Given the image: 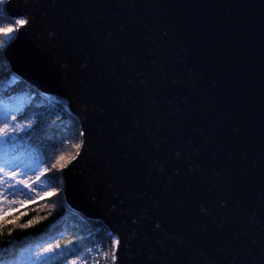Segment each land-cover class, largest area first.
I'll return each instance as SVG.
<instances>
[{
  "label": "water",
  "instance_id": "1",
  "mask_svg": "<svg viewBox=\"0 0 264 264\" xmlns=\"http://www.w3.org/2000/svg\"><path fill=\"white\" fill-rule=\"evenodd\" d=\"M13 73L82 129L69 208L116 264H264V0H8ZM159 225V227H157Z\"/></svg>",
  "mask_w": 264,
  "mask_h": 264
},
{
  "label": "trees",
  "instance_id": "2",
  "mask_svg": "<svg viewBox=\"0 0 264 264\" xmlns=\"http://www.w3.org/2000/svg\"><path fill=\"white\" fill-rule=\"evenodd\" d=\"M9 22V19H4L0 28L8 27ZM0 39H3V33H0ZM6 45L0 48V82L10 83L2 94L5 97L23 98L18 115L21 119L32 120L33 124L27 135L19 133L25 137L21 148L35 155L37 160L33 171L37 176L49 169L41 179L55 190V194L11 210L5 219H0V263L18 257L32 244L59 241L65 247L66 241L72 240L74 243L67 246L73 247L71 253L51 264H65L70 257L81 253L85 254L83 264H95L96 261L108 264V256L103 253H109L107 242L111 244L115 236L105 223L91 220L69 208L65 202L63 183H60L64 169L60 168V164L76 155L74 145L82 144L80 123L69 111L65 100L43 94L13 73L3 54ZM14 76L17 77L12 80ZM61 156L64 159H60ZM29 220L34 223L22 227ZM89 249L92 251L89 252Z\"/></svg>",
  "mask_w": 264,
  "mask_h": 264
},
{
  "label": "snow or ice",
  "instance_id": "3",
  "mask_svg": "<svg viewBox=\"0 0 264 264\" xmlns=\"http://www.w3.org/2000/svg\"><path fill=\"white\" fill-rule=\"evenodd\" d=\"M8 3V0H0V23L4 21V19H9V26L6 28H0V33H3V39H0V48H3L6 44H8L11 40L15 38V34H17L22 28H25L29 25L30 19L25 18H16L12 19L6 16L4 6ZM3 97H0L2 100ZM16 115L11 112L5 110L3 112V127H0V145L3 146V154L0 155V219H5V217L9 213L3 212L4 204H12V203H21L22 201H8L7 196L3 193L5 191L11 192L13 190L24 192L25 189H30L31 191H35V188L32 186L33 183L39 182L41 177L44 176L49 169H45L44 172H41L39 176L36 177V181L29 183L26 179H17L21 173L17 171L22 167H26L24 161L20 159V157L16 154L17 149L22 145L25 137H21L19 133L28 134V130L31 129L33 124L32 120H28L26 123H17ZM74 147L77 149L76 155L72 156L65 163L60 164V168L66 167L67 163H70L71 160H75L76 156L79 155V149L81 148V144H76ZM60 159H64L63 156ZM55 168V165H53ZM11 178L15 181V183H7V180ZM19 185H23V188H18ZM27 194V193H25ZM55 193H48V196L54 195ZM26 214V213H25ZM7 222V221H6ZM34 223L33 220H29L27 224L22 225V227H28ZM159 227V225H157ZM74 242L72 240H68L65 243V247L68 245H72ZM112 252H111V260L114 262L117 260L116 251L119 248L120 240L118 237H113L112 241ZM61 244L59 241H56L55 245L48 244L47 247L39 249L34 256L36 260H40L41 257L45 256L47 253H53L56 249L60 248ZM92 250L89 249V252ZM74 252V251H73ZM104 256H108L109 253H103ZM79 259V257H77ZM70 264H77V260L70 261ZM95 264H99V261H96Z\"/></svg>",
  "mask_w": 264,
  "mask_h": 264
},
{
  "label": "rangeland",
  "instance_id": "4",
  "mask_svg": "<svg viewBox=\"0 0 264 264\" xmlns=\"http://www.w3.org/2000/svg\"><path fill=\"white\" fill-rule=\"evenodd\" d=\"M3 54H4V50H3ZM16 77L17 76H14L11 79L15 80ZM9 83L10 82H0V97H3V99L0 100V127L4 126L3 112L5 110L16 115L17 123L23 124L28 121V119H21L18 115L19 110L23 106V98L3 96L2 91L6 89ZM2 154H3V146L0 145V155ZM16 154L20 157V159L24 161L25 165H27L26 167H22L17 170L21 173V175H19L17 179H26L29 183L36 181L37 174H35L33 171L35 160H37L35 159V155L30 152H27L25 149L21 148V146L17 149ZM7 183H15V181L9 178L7 180ZM60 183H63V179H60ZM32 186L35 188V191H31L30 189H25L24 192H19L15 190L11 192L5 191L3 194L7 196L8 201H22L23 204L21 203L4 204L3 212L7 213L10 212L11 210H16L17 208L31 201H35L36 199L42 197H50L47 195L48 193H52V192L55 193V190L51 189L48 183L42 179H40L39 182L33 183ZM18 188H23V185H19ZM55 243L56 241H47V242L32 244L28 246L26 249H24L19 254L18 257L7 262H1L0 264H51L60 258H64L67 254L71 253V251L73 250V247L61 246L60 248L56 249L53 253H47L45 254V256L41 257L40 260H36L34 253H36L41 248L47 247L48 244L55 245ZM77 257H79V259H77ZM84 257H85L84 253L70 257L68 260H66L65 264H70V261L72 260H77V264H83Z\"/></svg>",
  "mask_w": 264,
  "mask_h": 264
},
{
  "label": "built area",
  "instance_id": "5",
  "mask_svg": "<svg viewBox=\"0 0 264 264\" xmlns=\"http://www.w3.org/2000/svg\"><path fill=\"white\" fill-rule=\"evenodd\" d=\"M59 105H60L61 107H64V105H63L62 103H60ZM110 230H111V229H110ZM111 233L114 235V233L112 232V230H111ZM114 236H115V235H114ZM115 237H116V236H115ZM107 247H108V249H109V255H108V258H107V259H108V264H113V261L111 260V252H112V251H111V250H112L111 247H112V246H111L110 242H107ZM115 262H116V261H115ZM115 262H114V264H116ZM99 264H100V263H99Z\"/></svg>",
  "mask_w": 264,
  "mask_h": 264
}]
</instances>
